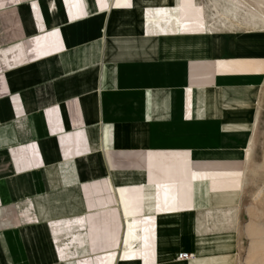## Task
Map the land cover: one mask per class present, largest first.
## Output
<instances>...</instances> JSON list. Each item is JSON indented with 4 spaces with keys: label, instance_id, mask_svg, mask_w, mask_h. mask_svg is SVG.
<instances>
[{
    "label": "crops",
    "instance_id": "obj_1",
    "mask_svg": "<svg viewBox=\"0 0 264 264\" xmlns=\"http://www.w3.org/2000/svg\"><path fill=\"white\" fill-rule=\"evenodd\" d=\"M184 1L0 0V264H248L264 0Z\"/></svg>",
    "mask_w": 264,
    "mask_h": 264
},
{
    "label": "rangeland",
    "instance_id": "obj_2",
    "mask_svg": "<svg viewBox=\"0 0 264 264\" xmlns=\"http://www.w3.org/2000/svg\"><path fill=\"white\" fill-rule=\"evenodd\" d=\"M250 180L255 182V187L252 189L253 192H250L248 206L252 207L258 217L257 221H253V214L248 217V222L251 224L248 228L249 237L246 238L242 260L248 264H264V170L252 172Z\"/></svg>",
    "mask_w": 264,
    "mask_h": 264
},
{
    "label": "built area",
    "instance_id": "obj_3",
    "mask_svg": "<svg viewBox=\"0 0 264 264\" xmlns=\"http://www.w3.org/2000/svg\"><path fill=\"white\" fill-rule=\"evenodd\" d=\"M177 258H178V260H187V259L190 258V256L187 253H181V254L178 255Z\"/></svg>",
    "mask_w": 264,
    "mask_h": 264
},
{
    "label": "bare ground",
    "instance_id": "obj_4",
    "mask_svg": "<svg viewBox=\"0 0 264 264\" xmlns=\"http://www.w3.org/2000/svg\"><path fill=\"white\" fill-rule=\"evenodd\" d=\"M182 1V0H181ZM184 5L188 6H193V0H185Z\"/></svg>",
    "mask_w": 264,
    "mask_h": 264
}]
</instances>
